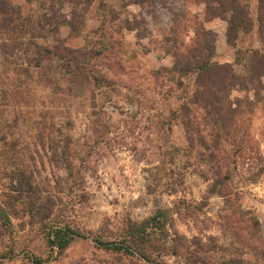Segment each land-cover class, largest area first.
Listing matches in <instances>:
<instances>
[{"label":"rangeland","instance_id":"374dc122","mask_svg":"<svg viewBox=\"0 0 264 264\" xmlns=\"http://www.w3.org/2000/svg\"><path fill=\"white\" fill-rule=\"evenodd\" d=\"M258 17L259 0H0V264H264ZM196 43L234 85L174 70ZM66 226L83 236L54 247Z\"/></svg>","mask_w":264,"mask_h":264},{"label":"trees","instance_id":"16d2710c","mask_svg":"<svg viewBox=\"0 0 264 264\" xmlns=\"http://www.w3.org/2000/svg\"><path fill=\"white\" fill-rule=\"evenodd\" d=\"M240 8L237 6H231L228 8H223V11H232L231 16H229L227 18L229 26H228V32L232 37H236L237 36V28L239 23L236 22L237 18L241 17V12L239 11ZM220 15V14H217ZM246 21V18L243 16V19L240 20L241 21ZM259 29L261 31L264 30V0H259ZM191 52L189 53L188 56L185 57V55H183L184 53L182 52H176V62L174 64V70L179 71L181 73H197V79L200 86H202L203 88L206 86L208 87L207 89L210 90V87H213V85L220 89H226V87L228 86H232L234 85L233 81L235 79V74L234 71L232 70V68L230 69V67H227V65H223L220 63H215L212 61V55L213 52H210L209 54H204V49L208 50V47H204L202 48L201 45L199 46L197 43L195 46L188 48ZM208 77V80L206 82L204 77ZM210 86V87H209ZM198 99H200V97H198ZM198 100H195V102H197ZM205 105L206 106H212L213 108H217L219 105V99L218 97H213V98H205ZM181 107L183 109H185L186 104H182ZM220 111V110H219ZM224 117L220 115V121H223ZM184 120V119H183ZM191 124L197 120H195V118L193 117L192 120H188ZM214 124H216L217 120L214 119L212 120ZM234 126V131H235V120H233L231 126ZM204 144L202 145L203 148L206 150V153L204 152V155H208L209 157L207 158V160L211 159V156L214 155V149L211 148V146L206 145L205 142H203ZM215 148L217 147L216 145L214 146ZM218 181L216 180L215 184H212V186L210 187V193H217L219 192V188L217 186ZM0 207H2V205H0ZM170 212V211H169ZM167 210H163L160 211L158 213H156L152 219L153 221V228L154 229H159L161 230L160 232L164 233V231L166 230V227L168 225V219H169V213ZM1 213V211H0ZM1 217L3 218V215L1 214ZM6 217V215H5ZM4 220V218H3ZM8 221V218H7ZM5 223V222H4ZM136 235H145L146 234V230L144 228H137L136 227ZM166 232V231H165ZM51 237L49 238L50 243L54 246V247H58V248H65L67 247L72 240L74 239V237L77 236H83V234L78 231L75 230L69 226L63 227V228H59V229H54L51 232ZM99 243H102L105 246H109L111 245L113 248H120L121 246L117 245V244H112L110 242H103L102 240H100ZM125 247V246H124Z\"/></svg>","mask_w":264,"mask_h":264}]
</instances>
